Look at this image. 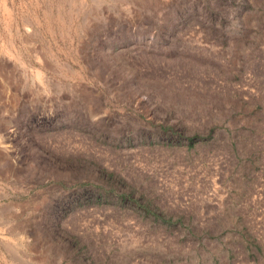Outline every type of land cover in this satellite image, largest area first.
Instances as JSON below:
<instances>
[{
  "label": "rangeland",
  "instance_id": "rangeland-1",
  "mask_svg": "<svg viewBox=\"0 0 264 264\" xmlns=\"http://www.w3.org/2000/svg\"><path fill=\"white\" fill-rule=\"evenodd\" d=\"M0 264H264V0H0Z\"/></svg>",
  "mask_w": 264,
  "mask_h": 264
}]
</instances>
